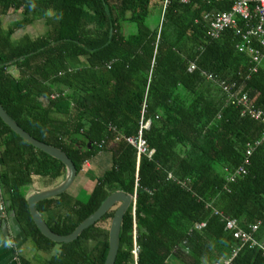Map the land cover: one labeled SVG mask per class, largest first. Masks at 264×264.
I'll list each match as a JSON object with an SVG mask.
<instances>
[{
    "label": "trees",
    "instance_id": "trees-1",
    "mask_svg": "<svg viewBox=\"0 0 264 264\" xmlns=\"http://www.w3.org/2000/svg\"><path fill=\"white\" fill-rule=\"evenodd\" d=\"M235 1L169 0L163 10L164 0H0L4 112L35 140L64 152L77 175L99 154L109 157L110 168L85 202L64 192L36 204L53 233L72 234L122 192L135 203L122 219L115 264H264V123L232 104L245 94L264 110V65L254 72L235 31L212 38L205 19L228 13ZM16 11L19 18L5 28L2 18ZM38 22L44 32L31 37L25 30ZM221 83L234 87L227 92ZM141 122H149L143 138L150 157H138L126 142ZM246 159V174L229 182ZM65 174L60 161L0 119L8 214L34 249L51 254L44 264H104L120 204L69 244L44 237L31 218L25 188L32 178L57 185ZM228 219L252 233L256 245L226 231Z\"/></svg>",
    "mask_w": 264,
    "mask_h": 264
},
{
    "label": "built area",
    "instance_id": "built-area-1",
    "mask_svg": "<svg viewBox=\"0 0 264 264\" xmlns=\"http://www.w3.org/2000/svg\"><path fill=\"white\" fill-rule=\"evenodd\" d=\"M192 1L195 0H179L183 5L190 4ZM168 3L169 0H164L163 10ZM205 19L209 22V35L212 38H218L225 30L233 29L235 34L238 35L242 41L237 47L238 50L250 56L252 64L255 65L253 71H257L258 65L264 58V0H236L228 13L206 15ZM239 22L242 24L239 25ZM191 69H193V67ZM211 79L212 77L208 75V80ZM221 86L227 92H230L233 89L232 87H234V85H231V87L225 86L224 83H221ZM230 96H232V94H230ZM253 103L252 100L249 101L245 94L232 101V104L239 105L243 108L242 115H247L255 121L264 123V110L255 108ZM148 127L149 122L145 124L141 122L138 134L135 137L126 138V142L137 150L138 157L144 154L150 157L154 153L148 150L143 138V130ZM261 142H264V132L261 136ZM258 144L259 143H256L255 145ZM253 150V145H247L245 152L246 156L249 157ZM87 165L88 162H86L84 166L86 167ZM247 166H249L248 159L245 160L243 166H240L235 172L228 175L227 180L229 182H235L238 177H243L246 174ZM8 215L7 205L3 200L0 188V216L7 217ZM204 226L205 224H200L197 226V229H201ZM250 228L252 232L257 229L256 226H251ZM225 230L231 232L235 239L243 243H249L251 247L256 245V242L252 238V233L241 231L236 220H226ZM137 251L138 248L136 244H134L133 254L135 262L137 260Z\"/></svg>",
    "mask_w": 264,
    "mask_h": 264
},
{
    "label": "water",
    "instance_id": "water-1",
    "mask_svg": "<svg viewBox=\"0 0 264 264\" xmlns=\"http://www.w3.org/2000/svg\"><path fill=\"white\" fill-rule=\"evenodd\" d=\"M0 119L4 124H6L14 133H16L20 138H22L26 143L33 146L35 149L46 153L52 158L60 161L65 167V178L64 180L56 187L33 194L27 200L29 213L31 218L40 231V233L49 239L50 241L57 244H69L75 241L81 233L88 229L90 226L94 225L99 221L114 205L120 204L117 210L114 213L113 219L110 224L108 231V255L104 264H115L116 256L119 248V234L123 216L130 206L131 202L134 203L133 197L122 192H116L111 194L99 207V209L81 222L72 234L68 236H59L53 233L40 214L36 210V204L42 200L49 199L55 196H58L68 190V188L73 184L77 172L72 161L67 157V155L59 149L48 146L42 142H39L32 138L29 134L23 131L14 121H12L8 115L4 112L3 108L0 105ZM135 198V197H134ZM134 210V209H133ZM14 218L13 214H10Z\"/></svg>",
    "mask_w": 264,
    "mask_h": 264
},
{
    "label": "crops",
    "instance_id": "crops-1",
    "mask_svg": "<svg viewBox=\"0 0 264 264\" xmlns=\"http://www.w3.org/2000/svg\"><path fill=\"white\" fill-rule=\"evenodd\" d=\"M19 13V11H16L3 17V26L7 28L17 21ZM22 33L23 32L18 31L14 38H18ZM10 71H13V69H10ZM108 158L103 154H99L94 160L89 161L88 165L81 173L76 175L73 184L68 188L66 193L74 198L77 197L78 191L80 190L85 189L89 193L95 180L101 176L105 170L110 168V163L107 161ZM62 181L60 180L57 185H51L45 179L33 177L32 183L25 188L26 200L35 193L43 192L58 186ZM55 252L56 250H54L52 254ZM49 256L50 255H46L34 249L30 241L27 240L22 227L13 217L10 215L7 217L0 216V264H44Z\"/></svg>",
    "mask_w": 264,
    "mask_h": 264
},
{
    "label": "rangeland",
    "instance_id": "rangeland-1",
    "mask_svg": "<svg viewBox=\"0 0 264 264\" xmlns=\"http://www.w3.org/2000/svg\"><path fill=\"white\" fill-rule=\"evenodd\" d=\"M155 18H153L152 20H150L149 22H154ZM25 32L30 35L31 37H38L39 35H41L43 32H44V26H43V23L41 22H38L36 23L35 25H33L32 27H29L25 30ZM261 64L264 65V58L262 59L261 61ZM88 191L83 189V190H80L78 191V195H77V199L80 201V202H85L88 198ZM46 255H51V254H47L45 253ZM50 257V256H49Z\"/></svg>",
    "mask_w": 264,
    "mask_h": 264
}]
</instances>
